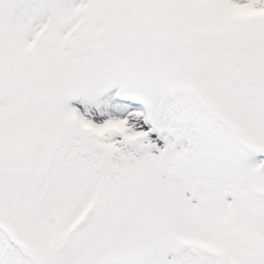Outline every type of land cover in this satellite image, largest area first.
Segmentation results:
<instances>
[{"label":"snow or ice","instance_id":"snow-or-ice-1","mask_svg":"<svg viewBox=\"0 0 264 264\" xmlns=\"http://www.w3.org/2000/svg\"><path fill=\"white\" fill-rule=\"evenodd\" d=\"M0 264H264V0H0Z\"/></svg>","mask_w":264,"mask_h":264}]
</instances>
